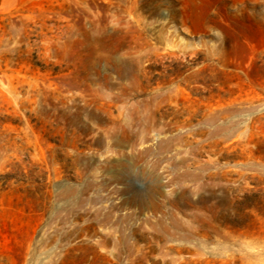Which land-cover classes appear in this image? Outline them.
I'll use <instances>...</instances> for the list:
<instances>
[{"label": "rangeland", "instance_id": "rangeland-1", "mask_svg": "<svg viewBox=\"0 0 264 264\" xmlns=\"http://www.w3.org/2000/svg\"><path fill=\"white\" fill-rule=\"evenodd\" d=\"M0 264H264V0H0Z\"/></svg>", "mask_w": 264, "mask_h": 264}, {"label": "bare ground", "instance_id": "bare-ground-1", "mask_svg": "<svg viewBox=\"0 0 264 264\" xmlns=\"http://www.w3.org/2000/svg\"><path fill=\"white\" fill-rule=\"evenodd\" d=\"M139 118V117H138Z\"/></svg>", "mask_w": 264, "mask_h": 264}]
</instances>
